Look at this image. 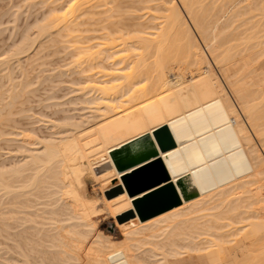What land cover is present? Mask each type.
Here are the masks:
<instances>
[{
    "label": "bare ground",
    "instance_id": "1",
    "mask_svg": "<svg viewBox=\"0 0 264 264\" xmlns=\"http://www.w3.org/2000/svg\"><path fill=\"white\" fill-rule=\"evenodd\" d=\"M42 1L46 2V0ZM108 1L64 0L60 7L57 6L58 8L55 7L50 11L51 14H54L51 16L50 21L47 18L50 27L47 26V21H45V24L43 22V26H39L38 31L36 30L37 34L40 37L46 35L47 30L51 29L53 21L58 26L62 23L63 26L70 24L76 18V21H78L80 16H84L86 10L89 11L92 7L94 9L96 7L102 8L101 5H104V3L108 5ZM151 2H155V10L162 11L160 17L154 15L157 11L152 17V19L156 18V21L160 19L158 20L160 23L158 25L157 22L158 27L153 26L152 30L154 29V32H150L153 39L152 37L149 39L139 36L141 33L139 35L137 33L139 36L138 43L142 44L144 49H148L147 46H149L148 50H150L149 42L151 44L154 42L153 44L156 43L155 47L157 48L156 50L153 45L154 51L157 52H162L160 49L167 48V45L170 47V37L171 41L175 40L174 44L177 43L178 45L175 44L176 50L174 52H169V50L166 52V49H164L165 53L164 51L161 53L162 55L160 52L156 53V58L153 56L155 61L152 60V62L158 60L160 63V65L153 63L156 64L153 70L156 67L155 72L157 73L159 66L157 77L164 78L160 80V83L164 80L166 94L153 97L151 100H147V103L145 101L143 104H137L138 107L133 106L131 108L135 110L133 112L125 110L127 113L125 111L122 112L124 114L116 113L117 110L109 107L110 105L105 106L108 105L109 101L106 97V93L109 94L108 89L100 88L101 85L96 86L101 79L98 78L97 82V79H92L97 83L95 84L96 87L94 86L96 90L106 92L104 96L101 93L100 99L97 98L99 104L102 96L107 98V100H103L106 102L104 108L99 109L93 106L90 109H80V112L82 110L86 113L83 112L82 114L81 112L77 120L71 118V112L70 120H62L65 123L61 125L55 122L51 123V120L50 125L53 129H57L48 138H41V136L38 138L39 135L30 134V131L29 134H27L28 132L20 133L22 130L20 128L18 134L20 143L18 147L16 146V153L14 152L17 161L14 162L13 160V163L10 161L12 165L9 163L10 165L6 168L0 167V210L2 209L0 216L3 220L8 221L5 226L9 225V221L13 220L14 223L15 219L21 224L22 221L25 224L28 223V227L29 222L38 225L39 231L36 228L37 226L30 224V227L34 226L33 228H36L37 234L38 232H40L39 234L42 233V238L43 236L46 237V241L42 239V242L48 243L45 251L48 256L45 255L47 257L44 256L38 262L40 264H170L168 258L178 256L179 250L204 251V247L206 250L205 244H207L208 250L215 244V242H211V238L217 239V241H214L217 242L216 246H218L219 235H222L221 233L218 234L219 227L217 226L219 222L215 221L217 222L216 226L209 219L212 222V225H210L207 216H204L207 220L205 222L208 223H206L207 227L205 228L201 226L202 221L200 225L199 220L197 222L196 220L203 212L208 215L205 211L218 209L221 203L222 209V205L225 208L227 207V211L222 212V217L223 214L226 216V212L237 214V211L241 210L237 216L240 215L239 218H241V215L244 214L246 217H242L241 221H250L247 229L242 227V230L245 229V234L243 233L242 237L245 236V240L251 241L248 251L264 250V66L255 68L246 62V59L253 62L264 54L262 51L264 46V0H211L210 6L204 5L202 0H146L143 3L147 5ZM97 4L98 6H96ZM149 7L146 8L149 9ZM103 8L105 9V6ZM109 9L111 10L110 5ZM91 12L93 11L91 10ZM89 14H87V17ZM56 24L55 27H57ZM72 24L73 22L70 25L72 26ZM69 26H65L66 29ZM241 26L245 27L240 32L241 38L239 39L243 51L231 53L224 50L222 48L223 42ZM108 32L110 33L109 30ZM106 35L107 32L105 31V37ZM140 40L141 42L144 40L145 43L139 42ZM84 42L86 43V41ZM108 42L110 43V41ZM100 43H95L92 46L90 43V46L84 48L82 46L83 49L81 48L76 56L82 54L89 62L92 59V61L98 60L97 64L111 59L110 64L115 63V68H112V66L111 70L115 69L116 71L118 61L115 62L114 55L119 51L117 52L116 46L114 45V47L111 43L112 48L108 46L109 43L107 45L103 42V45ZM174 44L172 43L171 46ZM126 45L129 46L126 49L130 51V45ZM93 46H95V49ZM27 47L24 48L27 49ZM109 47L111 48L110 51ZM113 48L116 52L110 53ZM23 51L22 48H19L12 57H17L20 55L19 53L23 54ZM127 57L129 58V56ZM113 58L114 60H112ZM233 58L235 59L236 71L230 74L226 66ZM4 60H1L3 64L0 62V71L5 74L7 69L6 73L8 75L10 72L7 68L9 61L6 60L7 64H5ZM169 62L170 64L174 62L175 64L190 66L192 68L191 78L185 80L182 73L176 70V67L174 70V67L168 65ZM163 63L164 65H162ZM2 65L5 66L2 67ZM123 70L122 68L117 69L118 72ZM98 71L100 74L104 70ZM111 72L109 75H111ZM10 75L11 73L8 75L9 78ZM103 77L105 78V73ZM125 77L123 76V78ZM233 77L234 80H231ZM99 82L102 83V81ZM109 82H111V79L108 80ZM90 83L92 84V81ZM103 83L105 84V81ZM160 83L157 84L160 85ZM80 87L82 86H79V90ZM109 89H113V87ZM123 94H126V92ZM120 95L118 98L116 97V100H120L127 94L121 97ZM9 98V102H12L16 99V96L11 94ZM95 101L94 99L88 101L87 98L84 103L96 105L98 102ZM9 102H7V105H9ZM10 106L12 105L10 104ZM22 112L24 113V111ZM6 118L8 119V117ZM23 118L25 117L23 116ZM13 123H15L14 120L11 124ZM18 126L20 125L18 124ZM16 129H18L17 126ZM53 129L52 131H55ZM11 132L15 137L13 131ZM10 134L9 131L8 136L6 133V139L12 136ZM9 141H11L10 138ZM14 144L17 145V143ZM188 147L194 149L202 163L191 166L187 156H193L194 153L189 151ZM172 156L178 158L184 171L174 172L173 166L177 167L179 164ZM10 157L11 155L8 158ZM158 160L161 161L167 172V179L139 192L132 193L130 187L125 183V179L133 177L142 168L144 169ZM160 175L161 173H154L142 182L146 180L153 182ZM242 177L245 178L242 179ZM186 178H189L193 187L191 194L195 193L194 197L187 200L180 194L178 187L179 182ZM88 182L98 186L97 190L100 196L96 191L93 192L95 196H90L87 192ZM172 185L175 187L177 195H179L178 204L174 203L175 205H171L167 209L148 218H143L142 214L138 212L136 204L147 201L160 190ZM252 186L255 187L253 190L250 189ZM116 187L119 188V193L111 198L107 197L106 191H112ZM29 198H33L34 201L38 202L42 201L43 204L36 203L38 209H35V204L29 202ZM43 199L45 200L43 201ZM45 202L46 204H44ZM39 205H41V208ZM45 205L50 208L47 209L48 212L45 210L48 208ZM42 206L45 208L43 209ZM162 207H154L155 209L153 208L152 211ZM32 209H34L33 212ZM104 213L105 217L109 215L113 218L116 227L120 230L122 240L118 241L113 238L111 236L114 234L113 232H107L110 235H106L100 229H97V220H94V218ZM22 215L25 217L23 218ZM212 215L209 214L208 217ZM217 216L219 215H216L215 219ZM17 217H19L18 220ZM226 217L229 218V216ZM236 225L233 224V226ZM40 226H44V228ZM202 227L205 230L201 229ZM31 228L29 229L31 230ZM239 230L241 231V228ZM240 231L235 232L233 230V233L237 235ZM225 233V239L228 242L231 234H228L227 231ZM205 235L208 236V241L205 240ZM200 237L201 242L205 241L203 247L202 245L199 247V244L196 246L195 243L200 241ZM179 241L183 244L177 245ZM42 242L40 241V243ZM165 248L168 250L165 251ZM145 249L150 252V257L146 255L147 259L142 258ZM210 249L209 252L204 251L209 255L207 256L208 260L211 256L210 259L214 257L216 259L215 254L217 255L219 246L216 249L217 253L213 247L215 254L211 255ZM141 250L144 251L142 254ZM147 250L145 254H147ZM45 252L42 253L45 254ZM181 252L179 256H181ZM2 253H4L3 250ZM11 257H14L13 254ZM21 257H23L22 254ZM28 260H23L24 264H31ZM254 260L256 259L247 258L244 264H252L251 262ZM208 262H210L209 264L214 263L213 259L212 263L211 260ZM11 264L13 263L11 262ZM14 264L16 263L14 262Z\"/></svg>",
    "mask_w": 264,
    "mask_h": 264
},
{
    "label": "rangeland",
    "instance_id": "2",
    "mask_svg": "<svg viewBox=\"0 0 264 264\" xmlns=\"http://www.w3.org/2000/svg\"><path fill=\"white\" fill-rule=\"evenodd\" d=\"M60 1L61 0H57V1L56 0H49L48 2H47V0H46V2L42 1V0H0V62H2V64H3V61H1V60H4V59L8 60L9 65L7 64L6 60H4V63L7 64V66H8L7 68H9L8 70L10 71V72L9 71L8 72L11 73L10 78H9L8 77L9 73H8V75L6 73L7 69L5 70L6 75L4 74V72L2 73L0 71V103H1L0 104V109H1L0 112L3 110L0 114L1 115L0 116V120H1L0 121V123H1V126H0V167L1 168H6L10 164L12 165L13 160H14V162L17 161V159L14 156V152L16 153L17 147L20 143L18 140V138H19L18 134H19L20 128L22 129L20 133H25V132L27 133L28 132L27 134H29V131H30V134H35V136L39 135L38 138L40 136H41V138H48V136L50 134H53L54 132H56V129H57V128L56 129L54 128L55 131H52L53 128L50 125L51 120H52L51 123L55 122V123L61 125V124L65 123L64 121H66L67 119L70 120L71 112H72L71 118H73L74 120L76 118V120H77V118H78V116H80L81 112H82V114H83V112L86 113V111H82V110L80 112V109H88V108L90 109V107H93V106H94V108H99V109L104 108V103L106 104V102L103 100H107V98L109 101H108V105H105V106L110 105L109 107H113V109L117 110V112L115 110L116 113L124 114L122 112H124L125 110H128V112L131 110L133 112L134 109H131V108H133V106L138 107L139 105H137V104H143V102L145 103V101L147 103V100H151L153 97H156L160 94H162V95L166 94V88L164 85V80L161 81V83H160V80H162L164 78L161 79V78L157 77L158 73H159V71H158L159 66L157 69V73L155 72L156 67L153 70V68L156 64L160 65L158 60L156 62H152V60L155 61L153 56H155V58H156V53L160 52V51H158V52L154 51V47H155L156 43L154 45L153 44L154 42H152V44L149 42V44L151 46L150 47L151 51L148 50L149 46L146 45L148 47V49H144V48H142L143 45L142 44L140 45V43H138L139 36L149 38V39H151V37H152V39H153V35H151L150 32H154L153 31L154 29L152 30L153 26L158 27L157 22L160 19H158L156 21L155 20L156 18L155 19L153 18L154 19V24H153L152 17L154 15L160 17L159 15H162L161 14L162 11L159 12V11L155 10V8H154V6H156L155 2L154 3L151 2V4L147 3V5H146V3H143L146 0H144V1L143 0H109L108 5L106 3V5L108 6V9H107V6L105 5V3L103 2L104 5H101L102 8L96 7L98 9H96V8L94 9V7H92V9L90 8L93 11L91 13H90V11H91L90 9H89V11L86 10V13L87 14L90 13L91 15L89 14L87 17V14L85 13L83 17L80 16V18H78V21L80 23L78 21H76L77 18H76V20L75 19L72 20V22H73L72 26L74 28L70 25L72 23L71 21H70L71 22L70 24L68 23L70 26L68 24L65 25V26H69V27H67V29L65 26H63L64 25L63 23L58 26L56 24V22L53 21L52 22L53 27L51 26V29L47 28L48 30H47L46 35L40 37L37 34L39 26H41V25L43 26V22L45 24V21H47V18H49V21H50L51 16L54 15L53 13L51 14L50 11H52V9H54L57 6L60 7L62 5V3H64V0H62L61 3H60ZM141 1H142V3H141ZM119 2H120V4H119ZM202 2L204 5L210 6L209 4H210L211 0H202ZM98 4L96 6H98ZM109 5H110L111 10L109 9ZM104 6H105L106 10L103 8ZM147 6H150L151 8L149 7V9H148V8H146ZM137 8H138V10H137ZM144 11H145V13H144ZM98 12L100 13V15ZM151 12H153V13H151ZM92 13H93V15H92ZM208 14H210V13L208 12ZM92 18H93V20H92ZM143 18H144V20H143ZM43 19H44V21H43ZM49 21H47V23H46L47 26H48ZM74 21H75V24H74ZM85 22H86V24H85ZM77 23H78V25H76ZM96 23H97V25H96ZM159 23L160 22H158V25H159ZM55 24L57 25V27H55ZM113 26H114V28H113ZM48 27H50V26H48ZM244 28L245 27L241 26L238 29H236V31L233 32L232 35H229V37H227V39L223 42L222 48L224 50L230 51L231 53H239V52L243 51L242 50L243 49L242 44H241V41L239 39L241 38L240 32L243 31ZM88 29H89V31H88ZM147 29H149V30H147ZM108 30L110 31V33L108 32ZM105 31L107 32V35H106V37H108L107 39L105 37ZM99 32H100V34H99ZM101 33H102V35H101ZM137 33H138V35L140 33L142 35L140 34L138 36ZM112 35H114V36H112ZM123 36H124V38H122ZM44 37H45V39H44ZM103 37H104L105 41L103 40ZM125 37H126V40H125ZM135 38H136V40H135ZM121 39H122V41H120ZM144 40H142V42L145 43ZM84 41H86V43ZM101 41L104 44L106 43V45H107V43H109L108 41H110V43L113 44V46L114 45L116 46V51L117 52L119 51V53L114 55L115 56V62L118 61V63L116 62L117 63L116 64L117 69L122 68V70H123V68H125L122 72L121 71L118 72L117 69H116V71H115V69H113L114 71L111 70L112 66H113L112 68H115V66H114L115 63H113V64L111 63L112 65L110 64L111 59L109 61L102 62L103 64L100 63V61H99L100 64H97L98 60L92 61L93 60L92 59L89 62V60H87V58H85L84 55H82V54L80 56H79V54L76 56L77 52L79 53L82 46H83V48L85 46L88 47V46H90V43L92 46V45H95V43L99 44ZM172 41H171V37H170L169 42H171V44L172 43L174 44L175 40L173 42ZM30 42H31V44H30ZM97 42H99V43H97ZM102 42L100 44L103 45ZM139 42H141V40ZM109 44H108V46L111 47V44L110 45ZM126 44L130 45V48H129L130 51L127 50L129 46ZM171 44H170V47L167 45V48L165 47L163 49H160L162 51V52H160V54L163 53L164 49H166V52H168V50H169V52L170 51L174 52L176 50L175 44L177 45V43H175L172 46H171ZM153 45H154V47H153ZM101 46L99 47V49L101 48ZM24 47L25 48L27 47V49H25ZM74 47H75V50H74ZM110 47H109V51L112 48V47L111 48ZM132 47L134 48V50ZM171 47H173V48H171ZM19 48L20 49L22 48V51L24 50L23 54L19 53L20 55H18V56L16 55L17 57H15L16 58L15 59V58H13L14 56L12 57V55ZM78 48H79V50H78ZM93 48L95 49V46H93ZM102 48H103V46H102ZM124 49H125V51H124ZM155 49L157 50L156 47H155ZM96 50H97V46H96ZM26 51H27V53H26ZM109 51L107 50V52H109ZM113 51L116 52L113 48L110 53H112ZM126 51H127V53H126ZM262 51L264 52V46L262 47ZM164 53H165V51H164ZM127 56H129V58ZM112 60H114V58ZM246 62L249 63L250 66H253L255 68L262 67V66H264V54L261 57H259L257 60H254L253 62L250 61L249 59H246ZM153 63H156V64L154 65ZM172 63H173V65H172ZM178 64L179 63L175 64L174 62H171V64H170V62H169L168 65H170L171 67H174V70L176 67V70L180 71L182 73L185 80L190 79L191 78L190 73L192 71V68H190V66H188V65H187L188 66V68H187L186 64H179L180 66ZM95 65H97V66L95 67ZM124 65H125V67H124ZM162 65H164V63ZM0 66H1V63H0ZM4 66L2 65V67H4ZM179 67H180V69H179ZM109 68H110V70H109ZM226 68L228 69V72L230 74L235 73L236 64H235L234 58L231 60V62H229L227 64ZM92 69H94V70H92ZM98 70H101V71L104 70L105 72L103 71L102 73L100 72V74H99ZM152 70H153V72H152ZM78 71H79V73H77ZM110 71H112L111 75H109ZM114 72H116V73H114ZM154 72H155V75H154ZM104 73H105V78L103 77ZM112 74H114L113 76L116 78L115 79L116 81L114 80V77L112 76ZM115 74H117V75H115ZM123 76H126V77L123 78ZM112 77H113V80H112ZM98 78L101 79L99 81H102V83H100L98 81ZM92 79H95V80L97 79L96 82L98 81L99 85L97 83H95V80H92ZM110 79H111L112 83L111 82L108 83V80H110ZM155 79H157L158 82ZM231 80H234V77L231 78ZM10 81H12V82H10ZM91 81H92V84L90 83ZM93 81H94V83H93ZM104 81H105V84L103 83ZM156 82L158 84L160 83V85L163 82V84H162V86H160ZM87 83L89 85H91L92 87L89 85L87 87ZM95 84H97L96 85L97 87H99L101 85L100 88H104V90H105V88L108 89L107 92L109 94L107 95V93L105 91L102 92L99 89L96 90L94 88ZM156 84H157V86H156ZM12 85H13V87H12ZM83 85L84 86L86 85V86L84 87ZM79 86H82V87H80V90H79ZM110 87H113V89H109ZM161 87H164V88H161ZM10 91H11V93H9ZM125 92L127 95L123 94ZM20 93H21V96H20ZM85 93H86V96H85ZM101 93L103 94V96L105 95L104 93H106L107 98L102 96L101 103L99 104V101H97V98L99 97V99H100ZM11 94L12 95L14 94L16 96V99L14 101L12 100V102H9V100H10L9 95L11 96ZM119 95H120V97L122 95H126V96L122 97L120 100H118V99L116 100V97L118 98ZM87 98H88V101L91 99L92 100L94 99L98 103L96 104L95 103L96 101H95L94 103L96 105L86 104V102L84 103V100L87 101ZM103 98H105V99H103ZM7 102H9V105H7ZM3 103H4V105H3ZM10 104L12 106H10ZM83 104H85V105H83ZM86 106H87V108H86ZM6 109H8L9 112L6 111ZM10 110H12V111H10ZM28 110H29V112H28ZM4 111H5V113H4ZM22 111H24L25 115ZM61 112H63V113L61 114ZM75 112L77 113V115ZM125 112L127 113V111H125ZM66 113H67V115H66ZM2 114H4V115H2ZM15 115H17L16 116L17 118L15 117ZM86 115H89V114H86ZM23 116L25 118H23ZM66 116H68V117H66ZM5 117H8V119H10V120H8L7 118L5 119ZM3 118H4V120H3ZM12 120H14L15 123L11 124ZM41 120H43L45 122H43ZM55 120L58 122H56ZM62 120H64V121H62ZM8 121H11V122H8ZM7 124H8V126H7ZM14 124L17 126L18 129H16V126ZM18 124L20 126H18ZM10 125H11V127H10ZM29 125H30V127H29ZM7 127H8V130H7ZM57 127H59V126L57 125ZM9 128L11 129V131H13V134L16 135L17 138H16V136L13 137L12 132L10 131ZM32 128H34V129H32ZM23 129L24 130L26 129L27 131L26 130L24 131ZM15 130H16V132H14ZM8 131H9V133H11L10 135H12V136L11 137L9 136L7 138L8 139L7 140L6 137L8 136ZM6 133H7V136H5ZM9 138L12 142L9 141ZM14 143H17V145H15ZM8 146H11V147L7 148ZM12 154H13V156H12ZM6 155H8V156H6ZM10 155H11V157L8 158ZM172 158H173V156H172ZM10 161H12V163ZM154 173H161V175L157 178V180L160 178H163L162 180H164V179H167V177H168L167 172L163 167V164L161 163V161L158 160V161L148 165L144 169L142 168V170L137 172L133 177L125 179V183L130 187V189L132 190L131 191L132 193L139 192V191L145 189L146 187L148 188V187L156 184V182H155L156 180H153V182L150 180L149 181L146 180V181L142 182V180L151 177V175H153ZM163 174H165L166 178H164ZM243 178H245V177H242V179ZM87 184H88L87 185V192L90 194L91 197L95 196L93 193L94 191H96V193H98V196H100V193L97 190L98 186L96 184H95V186L90 182H88ZM254 188H255L254 186L250 187L251 190H253ZM172 190L174 191V193L177 196V192L175 191V187H173V185L168 186V187H166V189L160 190L157 193L158 195L155 194L154 196L149 198L147 201H144L143 203L141 202L142 205H141V203L136 204V208H137L138 212L140 214H142L143 218H148V217H150V216H152V215H154V214H156V213H158L164 209L169 208L171 205L178 204L179 201H176V199H174L172 197V193H171ZM106 192L107 193H105V194L107 195V197L111 198L115 194L119 193V188L116 187V189H113L112 191H106ZM194 195H195V193L190 194L189 197H192ZM177 199H179V196H177ZM44 200L45 199H43V201ZM30 201H31V203L33 202L32 204H35V206H36L35 209L36 208L38 209V207H37L38 205L36 203L40 202V204H43L42 201H39V202L34 201L33 198H29V202ZM29 202H28V204H29ZM46 202L44 204H46ZM31 203H30V205H32ZM47 203H50V202L48 201ZM145 203H146V205H144ZM218 203H221V202H218ZM221 204L219 205L218 209H215V210H217L216 213H215V210H212V211L209 210L208 212L205 211L206 213H208V215L207 214L205 215L203 212L202 213L203 216H202V214H200V217H198V218L196 217L197 218L196 222L199 220L200 222L198 221V223H200V225H201L202 224L201 221H202L204 225L202 224L201 226H203L205 228L207 227V224H208L207 222H205L207 220H208V222H210V220H211L213 223L216 224V226H217V222H219V224H220V225L218 224V226H217V227H219L218 234H220V233L222 234V235H219L220 239H218V241H219L218 242V246H219L218 253L216 251V249L218 248V246H216L217 239L211 238V242H213V243L215 242V244H214V246H212V248L210 247L211 249L208 247L211 250L210 251L211 255L215 254V252L217 253V255L215 254V256H217L216 259H215V257L212 258L214 263H212V259H210L212 256L209 257V260H208V257H207V256H209L208 253L206 254V252H204V251L209 252V249L207 250V244H205V241L201 242V237H202L201 236L200 241L195 242L196 246L199 244V247L201 245L203 247V244H205L204 246H206V250H205V247H204V251H199V252H196L194 250H193V252H192V250H190L191 252H189V250H187V249L186 250H179V255H180V251H182L181 256L176 255V257H174V258L169 257L168 261L170 262V264H209L210 262H208V261H210V260H211L212 264H237V262L242 258V255L245 254V252L248 250L249 246L251 245L250 240H247V239L245 240V236L242 237L243 233L245 234V232H244L245 229L242 230V227L247 229L249 227L250 221H245V220H244V222L241 221L242 217L246 218L244 216V214L241 215V218H239L240 215L237 216L238 214H240L239 212H241V210L240 211L238 210L237 214L235 212L233 214L226 212V216H229V218H227L225 216V214H223V217H222V212L224 211V213H225V211H227V207L225 208L224 205H222L223 206V209H222ZM47 205H45V206L48 207ZM158 206H163V207L156 210V211H152L154 207L156 208ZM225 206H227V204H225ZM39 207L41 208V205H39ZM44 208L45 207H43V209ZM224 208H225V210H224ZM47 209L49 210L50 208L49 207L46 208L45 209L46 212H48ZM1 210H0V214H1ZM33 211H34V209H32V212ZM242 212L244 213L243 210H242ZM30 213H31V210H30ZM209 214L210 215L213 214V215L211 217H208ZM216 215H219L216 218L217 220L215 219ZM22 216H23V218L25 217L24 215H22ZM204 216L205 217L207 216L206 217L207 220H205ZM19 217L21 218V215ZM19 217H17V220L19 219ZM212 217H213V219H211ZM0 218H1L0 219V228H1L0 229V247H1V249H0V263L1 264H11V262H12L14 264V262H15L16 264H24L23 260L29 259L28 262H30L31 264H32V262H33V264H35L36 261H37L36 264H40L38 262H40L41 259H43V257L48 254L47 252H45L47 250L46 246L48 245V243L45 244L44 242H42V239L44 241V239L46 238L45 236H43V238H42V236H41L42 233L39 234L40 232H38V234H37V230L39 231L38 225L31 224L29 222V227H28V223L25 224V222L23 223V221H22V224H21L19 221H16V219H15L14 223L12 220V221H9V225L7 224V226H5V223L6 222L8 223V221L3 220L2 216H0ZM235 218H237V220H235ZM221 219H222V221H221ZM230 219L232 220V222ZM1 220H2V223H1ZM94 220H97L96 221L97 229H100V230L105 231V232L116 233L118 235V238H117L118 241L123 239L121 237L120 230L116 227L113 218L109 217V215H106V217H105V213H104V214L94 218ZM39 221H40V219H39ZM215 221H217V222H215ZM225 221H229V222H225ZM212 222H210V225H212ZM35 223H37V222H35ZM232 223L234 225H236V224L237 225L233 226ZM30 224L37 226L36 227L37 230H36V228H33L34 226L31 228ZM44 224H45V222H44ZM23 226H25V227H23ZM46 226H45V229H46ZM203 227L201 229H203ZM29 228H31V230ZM41 228H44V226H42ZM41 228H40V231H41ZM233 228H235V229H233ZM240 228H241L242 233L239 230ZM34 229H35V231H34ZM203 230H205V229H203ZM233 230L235 232L238 230V232L240 231L241 234L237 233V235H236L235 233H233ZM225 231H227L228 234L230 233L231 236L233 235L232 237L229 236V238L231 237V239L228 238V240H229L228 242L225 239L226 238L225 237V234H226ZM8 233H10V234H8ZM228 234L226 235L227 237H228ZM17 235H18V237H17ZM111 236L114 238L113 235H111ZM34 237L35 238L37 237V238L35 239ZM204 238H205V240H207L208 236L205 235ZM38 240H40L44 244L40 243V241H39V243H37ZM214 240H216V241H214ZM221 240L223 243L221 242ZM45 241H46V239H45ZM31 243H32V245H31ZM33 243H34V245H33ZM180 243H181V245L183 244L181 241H179L177 243V245H180ZM215 246L217 247L216 249H215ZM213 247L215 249V252H213V250H214ZM32 249H33V251H32ZM42 249H44V250H42ZM166 249L167 248H165V251H166ZM2 250L4 253H2ZM146 250L147 249L144 250L145 252L143 251L144 253L141 250V254L143 253L145 255L144 256L142 254V258H144V259H147L148 257H150L149 256L150 252L148 250H147L148 251L147 254H145ZM42 252H45V254ZM11 253L13 254L14 257H11L12 256ZM21 254L23 255V257H21ZM35 254H36V256H34ZM146 255L148 257H146ZM3 256H4V258H3ZM25 256H26V258H24ZM27 256H28V258H27ZM47 256H45V258ZM12 258H13V260H12ZM38 259H40V260H38ZM215 260L217 261V263H215L216 262Z\"/></svg>",
    "mask_w": 264,
    "mask_h": 264
},
{
    "label": "water",
    "instance_id": "3",
    "mask_svg": "<svg viewBox=\"0 0 264 264\" xmlns=\"http://www.w3.org/2000/svg\"><path fill=\"white\" fill-rule=\"evenodd\" d=\"M189 149V151H192L193 153H194V155L193 156H187V160L189 161V163H191V166H194V165H197V164H200V163H202V160L198 157V154H196V152L194 151V149L193 148H191V147H188ZM175 161H177V163L179 164L180 162H179V160H178V158H173ZM173 168L175 169L174 170V172H181V171H184V169H182V165L181 164H179V165H177V167H175V166H173ZM218 172V171H217ZM166 174V173H165ZM165 174H163L164 175V178H166V176H165ZM163 178H160V179H158V180H156L155 182L156 183H159L161 180H162ZM179 187V186H178ZM179 189H180V187H179ZM191 192H192V190L191 189H189L188 191H186V194H187V196H185L184 195V193L181 191V189H180V194L187 200V199H191L192 197H194V196H192V197H189V195L191 194ZM177 196H179V195H177Z\"/></svg>",
    "mask_w": 264,
    "mask_h": 264
},
{
    "label": "crops",
    "instance_id": "4",
    "mask_svg": "<svg viewBox=\"0 0 264 264\" xmlns=\"http://www.w3.org/2000/svg\"><path fill=\"white\" fill-rule=\"evenodd\" d=\"M247 258L256 259L253 262H251L252 264H264V250H253V251L247 250L245 254L242 255V258L237 262V264H244L246 262L245 259Z\"/></svg>",
    "mask_w": 264,
    "mask_h": 264
},
{
    "label": "trees",
    "instance_id": "5",
    "mask_svg": "<svg viewBox=\"0 0 264 264\" xmlns=\"http://www.w3.org/2000/svg\"><path fill=\"white\" fill-rule=\"evenodd\" d=\"M172 166H173V165H172ZM179 187H180L181 191L184 193L185 196H187L186 191H188L189 189H192V188H193L192 185H191V182H190L189 178H186L185 180L180 181V182H179ZM192 190H193V189H192ZM172 191H173V190H172ZM172 191H171V193H172ZM173 193H174V191H173ZM173 193H172V197H173L174 199L176 198V201H178L176 194H175V193L173 194ZM103 232H104L106 235H109L107 232H105V231H103ZM113 236H114L115 239L118 238V235H117L116 233L113 234Z\"/></svg>",
    "mask_w": 264,
    "mask_h": 264
}]
</instances>
